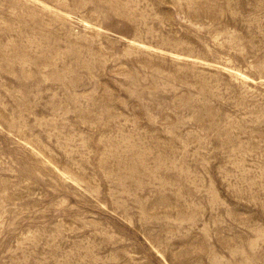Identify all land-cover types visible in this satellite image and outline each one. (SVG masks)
Returning <instances> with one entry per match:
<instances>
[{
  "label": "rangeland",
  "instance_id": "374dc122",
  "mask_svg": "<svg viewBox=\"0 0 264 264\" xmlns=\"http://www.w3.org/2000/svg\"><path fill=\"white\" fill-rule=\"evenodd\" d=\"M0 264H264V0H0Z\"/></svg>",
  "mask_w": 264,
  "mask_h": 264
}]
</instances>
